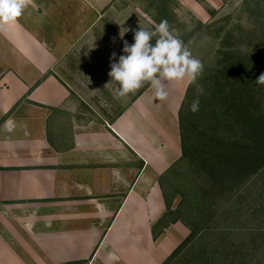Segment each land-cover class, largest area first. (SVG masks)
Here are the masks:
<instances>
[{
  "label": "crops",
  "instance_id": "1",
  "mask_svg": "<svg viewBox=\"0 0 264 264\" xmlns=\"http://www.w3.org/2000/svg\"><path fill=\"white\" fill-rule=\"evenodd\" d=\"M132 1L27 0L0 24V264H164L190 237L169 220L186 191L168 177L186 155L190 80L165 82L163 100L147 82L122 103L108 92L121 105L110 122L83 103L133 42Z\"/></svg>",
  "mask_w": 264,
  "mask_h": 264
},
{
  "label": "rangeland",
  "instance_id": "2",
  "mask_svg": "<svg viewBox=\"0 0 264 264\" xmlns=\"http://www.w3.org/2000/svg\"><path fill=\"white\" fill-rule=\"evenodd\" d=\"M132 2L133 30L166 19L203 63L197 80L188 83L179 112L187 156L168 173L169 179L176 176L178 192L186 191L169 220H184L191 235L164 264H264V165L247 167L264 157V85L255 82L264 73V0ZM148 5L157 22L144 15ZM6 67L0 49V75ZM96 80L87 81L88 90L103 95L84 97L83 103L96 119L110 122L121 105L107 94L119 85L110 77ZM196 98L199 110L193 113ZM253 116H259L256 132L246 120ZM226 193L231 198L225 199Z\"/></svg>",
  "mask_w": 264,
  "mask_h": 264
},
{
  "label": "clouds",
  "instance_id": "3",
  "mask_svg": "<svg viewBox=\"0 0 264 264\" xmlns=\"http://www.w3.org/2000/svg\"><path fill=\"white\" fill-rule=\"evenodd\" d=\"M26 7L27 0H0V24L6 25L16 20ZM128 31V28L120 31L122 40ZM133 33L132 43L123 41V54L118 59L115 52L110 56L108 75L110 81L119 85L113 92L115 97L133 93L147 82L155 90V97L163 100L168 95L165 82L188 77L194 83L203 71L201 60L192 55L179 34L170 29L166 19L154 24L152 28L140 25ZM93 45L95 47L94 41ZM255 82L264 85V73ZM199 104V98L192 101L190 109L193 113L199 110ZM116 177L120 179L118 172Z\"/></svg>",
  "mask_w": 264,
  "mask_h": 264
},
{
  "label": "trees",
  "instance_id": "4",
  "mask_svg": "<svg viewBox=\"0 0 264 264\" xmlns=\"http://www.w3.org/2000/svg\"><path fill=\"white\" fill-rule=\"evenodd\" d=\"M186 100H187V96H186ZM185 100V101H186ZM185 103H183V105H184ZM183 107V106H182ZM183 112H184V110H183ZM182 112V113H183ZM258 119H259V116H258ZM258 119L256 120L255 119V116H253L251 119H248L247 117H246V120H249V122L250 123H252L253 125L251 126V127H253V130L256 132V128L257 127H259V123H258ZM256 121H257V123H256ZM181 129H182V127H181ZM257 136V135H256ZM182 137H183V135H182ZM257 142H259L258 140H257ZM263 152V151H262ZM261 151H259V153H258V155L260 154V153H262ZM263 156V155H262ZM250 160H252V158L250 157L249 158V162H250ZM259 164V166H263L264 165V157H263V161L262 162H260V161H258V162H256V163H253V162H250V163H248L247 164V167L248 168H254V165L255 164ZM210 183V185H213L214 183H211V181L209 182ZM221 191V189H218V193ZM216 198H218V196L216 197ZM227 198H231V196H229V195H227L226 196V198L225 199H227ZM183 247H184V243L183 244H181L174 252H173V254L167 259V261H170V260H172L174 257H176L178 254H179V252H180V250L181 249H183Z\"/></svg>",
  "mask_w": 264,
  "mask_h": 264
}]
</instances>
